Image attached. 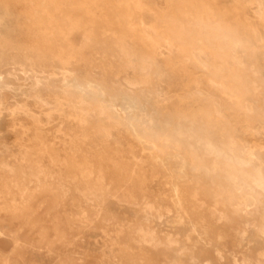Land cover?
<instances>
[{"label": "rangeland", "instance_id": "obj_1", "mask_svg": "<svg viewBox=\"0 0 264 264\" xmlns=\"http://www.w3.org/2000/svg\"><path fill=\"white\" fill-rule=\"evenodd\" d=\"M25 10L24 43L0 26V264H264V0Z\"/></svg>", "mask_w": 264, "mask_h": 264}, {"label": "bare ground", "instance_id": "obj_2", "mask_svg": "<svg viewBox=\"0 0 264 264\" xmlns=\"http://www.w3.org/2000/svg\"><path fill=\"white\" fill-rule=\"evenodd\" d=\"M28 1L29 0H0V26L2 27L3 24H5L4 22L6 23H9V27H5L6 29L5 32H7L6 34L9 36L12 37V39L19 41V42H23L24 40H26V31H25V27L23 26L24 25V18L26 17V10H25V7L27 6L28 4ZM113 2V1H112ZM201 4V3H200ZM128 5V4H127ZM189 5V4H188ZM210 5V4H209ZM109 6V5H108ZM113 6V5H112ZM117 6V5H115ZM148 13V12H147ZM209 13H208V9L205 8V6L203 5H200V8H199V12H198V19L199 21L205 25V27H208V21H207V18L208 17ZM112 18H113V24H115L116 26V33L114 34L115 35V38L114 40H116V46L119 50V53H124V51H126V40H125V33H126V19H125V16L124 14L120 13V12H113L112 13ZM141 19V18H140ZM104 21V20H103ZM64 22V21H62ZM62 22L60 21V23L62 24ZM65 23V22H64ZM105 24V23H104ZM69 25V24H67ZM198 25V24H197ZM105 26H107V24H105ZM177 26V25H176ZM190 28V27H189ZM194 29V28H193ZM197 29V28H196ZM199 29V28H198ZM221 29V28H220ZM4 32V31H3ZM182 32L180 29L178 30H175V32L169 34L172 38L176 39V40H182L181 38V35H182ZM214 32V31H213ZM217 32V31H216ZM216 32H214L213 34H215ZM218 34H220L219 32H217ZM105 34V33H104ZM103 34V35H104ZM108 34V33H107ZM164 34V33H163ZM154 35V34H153ZM157 35V34H156ZM189 35V34H188ZM112 36V35H111ZM127 36V35H126ZM184 36V34H183ZM166 37V36H165ZM190 37V36H189ZM193 40V38H192ZM218 40V39H217ZM226 41V39H225ZM12 42V41H10ZM218 42V41H217ZM24 43V42H23ZM28 43V42H27ZM215 43V42H214ZM228 43V41L226 42ZM225 43V44H226ZM227 45V44H226ZM28 47V46H27ZM225 48V47H224ZM135 52V51H134ZM143 53V52H142ZM188 53V52H187ZM35 54V52H34ZM125 54V53H124ZM128 55V54H127ZM129 56V55H128ZM112 57V56H111ZM126 57V56H124ZM130 57V56H129ZM128 57V58H129ZM127 58V59H128ZM131 58V57H130ZM129 58V59H130ZM142 58V57H141ZM126 59V58H125ZM142 60V59H141ZM145 64V63H144ZM148 65V64H146ZM150 70V69H149ZM237 82V81H236ZM216 85V84H215ZM219 86V85H218ZM71 87V86H70ZM239 93V92H238ZM236 95V94H235ZM239 96V95H238ZM120 103V102H119ZM118 103V104H119ZM233 103V102H232ZM128 105V104H127ZM110 106L117 112V114L123 118V111L122 109L120 108V106H118L115 102H112L110 103ZM240 106V105H239ZM128 111L132 110L134 111L133 107H128L127 109ZM179 110V109H178ZM200 110V109H199ZM179 112V111H178ZM192 113V112H191ZM207 113V112H206ZM179 114V113H177ZM175 113V115H177ZM178 116V115H177ZM174 117V116H173ZM198 117V116H197ZM202 117V116H201ZM73 118V117H72ZM175 121V120H174ZM175 124V122H173ZM132 127V126H131ZM172 128V127H171ZM156 131V130H155ZM190 132V131H189ZM148 133V132H147ZM183 135V134H182ZM135 139H137L140 143H143L142 142V139H140L138 133H136L135 131V135H134ZM165 137V136H164ZM182 137V136H181ZM163 138V137H162ZM198 138V137H197ZM181 139V138H180ZM164 140V139H163ZM162 140V141H163ZM184 141V140H183ZM206 141V140H205ZM169 142V140H168ZM200 142V141H199ZM202 142V141H201ZM161 143V142H160ZM167 143V142H166ZM207 144V143H206ZM162 145V144H161ZM232 145V144H231ZM230 145V146H231ZM227 145V147H230ZM181 147V146H180ZM197 147V146H196ZM211 147V146H210ZM208 145H202V151L204 153V155L206 156L207 158V161L204 162L200 157H196L195 155V163H196V166H200V167H203L208 174H212L214 175V173L216 172V170L220 169L221 172L223 173V176H222V179L219 180V191H217L216 195H218L220 198L223 196V195H227L228 193V183H230L233 178L235 177L236 175V169L233 168V164L230 165V164H227V163H221L220 161V158H219V153H216L214 152V150H212ZM232 147V146H231ZM156 148V147H155ZM162 149V148H161ZM227 149V148H226ZM219 150V149H217ZM225 150V149H224ZM229 150V149H228ZM194 151V150H193ZM197 151V150H196ZM195 151V152H196ZM199 151V150H198ZM250 151V150H249ZM145 152V151H144ZM185 152V151H184ZM223 152V151H222ZM187 153V152H186ZM228 153V152H227ZM246 153H247V150H246ZM245 153V155H246ZM253 153V152H252ZM249 155V153H247ZM186 156V155H185ZM222 156V155H221ZM157 157V156H156ZM187 157V156H186ZM204 157V156H203ZM250 158V156H248ZM189 158V157H188ZM226 158V157H225ZM245 158V157H244ZM231 159V158H229ZM246 161V160H245ZM249 161V160H248ZM246 161V162H248ZM193 162V161H192ZM244 162V160H243ZM245 163V162H244ZM247 164V163H246ZM237 165V163H236ZM194 166V165H193ZM235 166V165H234ZM176 168V167H175ZM184 168V167H183ZM216 176V175H214ZM257 177V176H256ZM261 177V176H260ZM21 178V177H20ZM212 178V177H211ZM259 178V177H258ZM256 178V179H258ZM82 179V178H81ZM172 179V178H171ZM214 179V178H213ZM245 179V178H244ZM255 179V180H256ZM254 180V179H253ZM216 181V180H215ZM258 183L259 180H256ZM217 182V181H216ZM263 182V180H262ZM179 183V182H177ZM213 185V184H212ZM261 186H263L262 184H260ZM178 186V185H177ZM216 189V187H215ZM182 192V191H181ZM173 193H174V196L176 197V203L177 204H180L181 208L183 206V204L181 203V198H180V190L178 187H174L173 189ZM233 196V194H232ZM194 197V196H193ZM228 197V196H227ZM234 197V196H233ZM190 198V197H189ZM233 199V198H232ZM235 199V198H234ZM191 200V199H190ZM194 201V200H193ZM228 202H229V199H228ZM216 204V203H215ZM145 207V206H144ZM184 211V210H183ZM190 213V212H189ZM151 214V213H150ZM191 215L192 212L190 213ZM190 217V216H189ZM68 241V240H67ZM135 243V242H134ZM221 256V255H220Z\"/></svg>", "mask_w": 264, "mask_h": 264}]
</instances>
